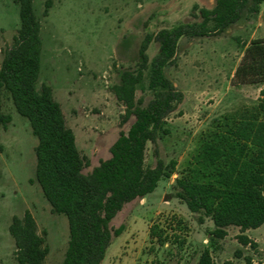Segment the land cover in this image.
Masks as SVG:
<instances>
[{
	"label": "rangeland",
	"instance_id": "1",
	"mask_svg": "<svg viewBox=\"0 0 264 264\" xmlns=\"http://www.w3.org/2000/svg\"><path fill=\"white\" fill-rule=\"evenodd\" d=\"M213 1L33 0L42 43L37 89L51 88L80 155L89 161L84 175L110 158L112 144L135 120L131 116L122 122L124 107L112 89L122 71L138 69L144 37L200 22L199 10L211 8ZM18 10L14 0H0V61L19 28ZM235 39L233 34H222L179 40L175 59L164 71L183 100L166 118L167 133L147 144L144 162L145 168H153L158 160L174 161V173L153 193L126 204L110 221L112 233L118 228L122 232L113 236L100 264H196L205 249L214 264H245L246 257L253 264H264L262 227L242 233L230 226L223 239L212 243V222L202 213H191L175 196L177 177L209 180L202 157L205 143L216 140L242 116L253 114L258 105L260 86H237L231 78L239 56ZM158 51L159 44L151 41L146 51L149 62ZM148 76L145 70L135 93L142 107L153 97ZM1 112L11 122L0 127V264H16L8 228L12 217L22 218L26 211L48 248L44 264H61L68 222L64 215L51 213L34 180L37 139L5 92ZM258 120L264 122V113ZM241 235L255 247L242 245Z\"/></svg>",
	"mask_w": 264,
	"mask_h": 264
},
{
	"label": "trees",
	"instance_id": "2",
	"mask_svg": "<svg viewBox=\"0 0 264 264\" xmlns=\"http://www.w3.org/2000/svg\"><path fill=\"white\" fill-rule=\"evenodd\" d=\"M14 2L19 9V28L12 45L1 52L0 127L11 122V117L1 112V93L5 92L37 139L34 180L51 213L67 218L68 242L61 264H100L113 236L122 232L118 228L112 233L110 221L126 204L153 193L161 180L174 173V161L165 164L158 160L153 168H145L144 162L147 144L155 143L160 133H167L166 118L183 100L164 71L175 59L179 40L222 35L244 14H258L264 0H216L212 9L199 10L200 22L146 35L138 51V69L122 71L112 89L124 107L122 122L131 116L135 120L112 144L110 158L88 175L82 170L89 161L80 155L51 88L42 85L37 89L42 43L33 0ZM151 41L159 44V51L149 62L146 51ZM145 70L149 71L148 88L153 97L142 107L135 93ZM233 80L236 85H264V40L251 41ZM262 113L264 87L253 114L242 116L216 140L205 143L202 157L209 180L185 176L174 180L176 198L191 213H202L212 222V243L223 239L230 226L242 233L262 227L264 241V122L258 120ZM8 231L14 241L16 264H44L48 248L30 212L22 218L12 217ZM239 240L244 246L255 247L244 235ZM196 264H214L208 249L200 253ZM245 264L253 263L246 257Z\"/></svg>",
	"mask_w": 264,
	"mask_h": 264
},
{
	"label": "crops",
	"instance_id": "3",
	"mask_svg": "<svg viewBox=\"0 0 264 264\" xmlns=\"http://www.w3.org/2000/svg\"><path fill=\"white\" fill-rule=\"evenodd\" d=\"M216 0L213 1V4L211 8H205V9H212L215 5ZM226 35L233 34L235 36V41L239 43L240 46H238V53L237 55V62L236 67L239 65L243 53L245 49L249 46L251 41L253 40H264V2L260 5L259 12L256 15H249L244 14L239 22H237L233 27H231L227 32L223 33ZM235 69L233 71V74L231 75V78H233ZM242 87H248L250 85H237ZM264 87V85H261L258 91Z\"/></svg>",
	"mask_w": 264,
	"mask_h": 264
}]
</instances>
